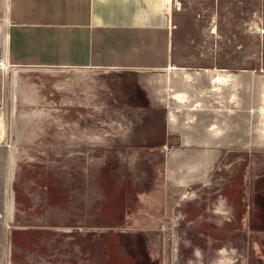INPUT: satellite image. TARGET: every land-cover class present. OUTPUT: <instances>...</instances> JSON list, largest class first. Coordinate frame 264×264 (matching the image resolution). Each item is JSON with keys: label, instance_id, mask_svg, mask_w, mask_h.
Masks as SVG:
<instances>
[{"label": "crops", "instance_id": "0c3cea01", "mask_svg": "<svg viewBox=\"0 0 264 264\" xmlns=\"http://www.w3.org/2000/svg\"><path fill=\"white\" fill-rule=\"evenodd\" d=\"M123 6V0H0V66H7L6 69L0 67V109L10 110L13 67L73 69L77 71L60 72L55 75L41 74L40 80H33L34 84L37 87L38 81L39 91L44 94L47 91L41 84L48 85L49 80L55 81L59 87L58 90L54 89L55 101H62L67 105L66 110L74 113L97 111L154 113L157 109H163L164 135L168 137L167 142L163 140L159 145H153L149 142V137L143 136L141 140L130 142L134 148L130 151L126 147L124 150L126 155L116 152L126 161L132 159V154L138 160L139 158L150 160L157 158L159 153L164 166L163 173L161 171L160 174L163 188H179L183 191L188 183L207 178L228 150L244 151V155L233 163L229 183L233 187L232 200L240 193V188H243L242 195L246 198L244 205L246 214L237 215L235 211L234 226L231 229L246 231L248 258L250 239L253 238L255 241L256 236L264 235V104L259 108L258 104L249 105L250 117L243 134L239 132L240 126L235 123L227 121L219 125L211 119L206 124L202 120H205L207 115L195 117V111L199 108L213 115L223 113L225 108L232 110L230 103L237 102L235 85L230 82L226 89L223 82L226 78L221 73L213 72L209 75L211 72H208L199 75V82L205 83L203 85L205 92L197 94L198 97L194 100L200 104L206 102L211 104L188 106L182 98L185 92L180 87L182 81L188 78H185L183 72L180 77H176L171 71L176 67L172 29L168 25L163 26L165 29L160 27L163 24H158L156 20L159 19L154 18L146 25L131 23L129 9ZM141 26L154 30L151 35L157 40V45L152 56L140 54L138 46L129 47L132 48L130 56L128 40L123 37L124 32H140ZM163 31L168 32L165 35L167 37L165 45L161 42V38L164 37L161 34ZM155 66L158 67L154 68ZM132 74L134 76L138 74L142 88L150 89L153 97L159 100L157 103H145L143 99L142 101L137 99L138 94L133 93L132 82H128L131 81ZM164 90H168L166 91L168 97H162L165 95ZM33 91L36 92L35 89ZM260 95L264 98L263 92ZM40 106L44 108H39L40 111H49L47 104L41 102ZM199 119H201L199 126L193 130L190 127L193 120ZM225 130L229 131L227 135H224ZM2 136L0 132V264L1 255L4 252L7 254L8 251L6 234L8 235L9 227L10 172L9 146H4ZM84 141L83 144L65 142L64 147H71L72 152L69 153L73 154V158L92 161L96 158L98 146L105 147L110 152L108 154H114L111 145L129 144L117 139L107 140L103 137L97 139L94 133ZM66 153L63 148L64 158ZM112 157L111 155L109 158ZM26 160L28 161V157L21 156L16 162ZM241 162L245 177L244 185L235 177ZM63 167L68 168V164L65 163ZM15 170L19 174L28 175V168L17 167ZM102 170L115 171L117 168L105 167ZM97 171V167L89 166L84 167L79 176L75 174L68 188L62 191L63 200L68 197L67 192H81L82 186L86 185L96 186L98 181L93 177H96ZM83 175L87 176L85 181ZM25 186L27 194L24 200L15 206L13 215L14 223L20 226H28V219L20 220L17 216V206L21 202H28V182ZM128 200L126 198L127 203ZM257 201L262 202L257 204ZM168 203L166 197L161 196L159 192L155 200L150 199L143 207L139 216L142 223H147L149 219L155 222L158 220L160 223L161 218L166 215ZM124 217L128 218L127 212ZM72 222L75 223L77 220L67 219L65 223ZM14 252L15 255L24 256L27 255L28 249L23 251L14 249ZM18 259L16 258V261Z\"/></svg>", "mask_w": 264, "mask_h": 264}, {"label": "rangeland", "instance_id": "374dc122", "mask_svg": "<svg viewBox=\"0 0 264 264\" xmlns=\"http://www.w3.org/2000/svg\"><path fill=\"white\" fill-rule=\"evenodd\" d=\"M123 3V7L129 9L131 23L146 25L154 18L159 19L156 20L158 24H163L160 27L168 25L172 29V38L175 39L176 67L171 71L176 74V77H180L183 72L185 78H188L182 81L180 86L185 92L182 98L188 106L199 107L211 104L210 102L200 104L199 101L198 103L195 101L197 94L205 92L203 87L205 83L199 82V75L208 72H211L209 75L213 72L221 73L226 78L223 80L226 89L230 82L235 85L237 102L230 103L232 110L225 108L223 113L213 115L199 108L195 111V117L207 115L205 120H202L206 124L211 119L219 125L227 121L235 123L240 126L239 132L243 134L250 117L249 105L258 104L259 108L262 107L261 104H264V98L260 95L261 92L264 95V0H123ZM169 18H171L170 21ZM139 30L140 32L123 33V37L128 40L130 56H132V48L129 47L132 46H138L140 54L152 56L154 47L157 45V40L151 35L154 30L147 26H141ZM167 33V31L161 33L164 35L161 38L164 45ZM132 75L131 81L128 82H132L133 93L138 94L137 99L139 101L143 99L145 103H157L159 100L153 97L151 90L142 88L138 74ZM201 78L204 80V76ZM166 91L168 90H164L165 95H162L164 98L168 97ZM129 98L133 99L132 96ZM157 110L154 113L97 111L67 121L68 125H56L55 134L51 135L53 139H50L53 143V152L63 153L64 148L68 153L65 158L68 159L73 154L69 153L72 152L70 148L64 147L65 144H72V142L83 144L85 138L93 133L97 135V139L99 137L107 140L117 139L129 144L111 145L114 154H108L110 152L105 147L98 146L94 160H81L84 167H97L98 171L93 179H97L98 184L82 186L81 192H67L68 197L64 207L61 208L59 222L28 224V236L18 238L16 236L15 239L16 249L20 248L22 251L28 249L27 255L22 257L17 255L18 262L171 264L172 210L182 191L179 188L165 186L163 188L160 174L161 171L163 173L164 166L159 153L157 158L150 160L140 158L138 160L131 153L130 161L116 154V152H122L126 155L124 151L126 147L130 151L134 148L130 142L141 140L143 136L149 137V142L153 145H159L163 140L167 142L168 137L164 135V111ZM97 115H99L98 118H96ZM71 116L74 117V115ZM200 120H193L190 127L196 130ZM9 131L10 110L0 109L2 142L6 139L10 145ZM202 132L204 133V130ZM228 133L229 131L225 130L224 135ZM9 145L4 144L5 147ZM111 155H114L113 161L118 162V166L114 167L118 169L105 172L103 168H100L103 165L99 164ZM33 156L28 153V157L33 158ZM68 159L65 161L67 162ZM241 163L235 177L244 185L245 177L243 163ZM82 177L84 181L87 178L84 175ZM242 190L243 188H240V193L232 200L234 213L236 211V214L241 216L246 214L244 212L246 198L243 197ZM159 192L161 196L166 197V201H169L166 206V215L161 218L160 223L157 222L158 220L155 222L150 219L147 223H142L139 216L143 207L150 199L155 200ZM29 195L28 191V199ZM126 198L129 199V203L126 202ZM260 202L262 201H257V204ZM126 212L128 218L124 217ZM67 219H76L77 222L65 223ZM67 226L74 227V231L63 232L54 228ZM255 239V241L253 238L250 239L248 262L253 264L257 260L259 264H264V235L256 236ZM1 264H7L5 252L1 255Z\"/></svg>", "mask_w": 264, "mask_h": 264}, {"label": "water", "instance_id": "95a60500", "mask_svg": "<svg viewBox=\"0 0 264 264\" xmlns=\"http://www.w3.org/2000/svg\"><path fill=\"white\" fill-rule=\"evenodd\" d=\"M73 71L77 70L34 67L11 69L7 264H28L16 261L19 257L14 252L16 236H28V226L16 225L13 221L15 206L27 194L25 184L28 175L19 174L15 169L28 168L27 160L16 162L21 156L33 154L34 142L28 141V136L43 135L52 128L56 129L58 124L68 125L67 121L80 118L83 114L88 115L67 111V105L55 101L54 89L59 88L55 81L49 80L48 85L41 84L47 91L41 94L38 81L36 87L33 80H40L41 74ZM41 102L47 104L49 111H40L39 108L44 109L40 106ZM47 152L42 150V153ZM242 155L244 151L228 150L207 178L190 182L184 187L173 206L171 264H250L247 259L246 231L231 229L235 219L230 174L233 163ZM54 228L63 232L75 229L71 226Z\"/></svg>", "mask_w": 264, "mask_h": 264}, {"label": "flooded vegetation", "instance_id": "af4514ba", "mask_svg": "<svg viewBox=\"0 0 264 264\" xmlns=\"http://www.w3.org/2000/svg\"><path fill=\"white\" fill-rule=\"evenodd\" d=\"M35 125L37 124L33 126ZM49 131L46 132L48 134L44 132L42 133L43 135L28 136V141L34 142V146L32 145L34 147V156L33 158L28 157V191L30 192V198L28 202H21L17 206L18 219H28V224L59 222L61 216L59 214L65 202L63 200L64 192L62 191L68 188L70 182L74 180L75 174L79 176L84 168V165H82L83 161L71 157L66 162L63 153L53 152V143H51L50 139H53L51 135L55 134V129L52 128ZM43 149L49 152L42 153ZM117 156L121 157V154H117ZM117 159L120 158L117 157ZM104 160L106 161L99 164L100 166L103 165L100 168L118 166V162L115 163L113 158ZM65 163L68 164V168L64 169L63 165ZM31 226L45 227L39 225ZM253 264L259 263L256 260V263Z\"/></svg>", "mask_w": 264, "mask_h": 264}, {"label": "built area", "instance_id": "2783aa9c", "mask_svg": "<svg viewBox=\"0 0 264 264\" xmlns=\"http://www.w3.org/2000/svg\"><path fill=\"white\" fill-rule=\"evenodd\" d=\"M0 67L6 69L7 66H6V67H2V66H0ZM4 144L9 145V143L7 142L6 139L4 140Z\"/></svg>", "mask_w": 264, "mask_h": 264}, {"label": "bare ground", "instance_id": "6f19581e", "mask_svg": "<svg viewBox=\"0 0 264 264\" xmlns=\"http://www.w3.org/2000/svg\"><path fill=\"white\" fill-rule=\"evenodd\" d=\"M2 62H4V60L2 61ZM6 64V63H5ZM7 65V64H6ZM215 77V76H214ZM218 78L220 79V76H218Z\"/></svg>", "mask_w": 264, "mask_h": 264}]
</instances>
